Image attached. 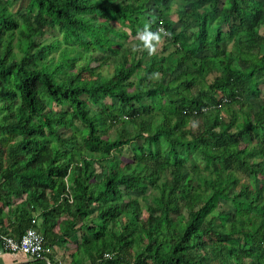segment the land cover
Instances as JSON below:
<instances>
[{
	"label": "trees",
	"instance_id": "trees-1",
	"mask_svg": "<svg viewBox=\"0 0 264 264\" xmlns=\"http://www.w3.org/2000/svg\"><path fill=\"white\" fill-rule=\"evenodd\" d=\"M148 1L0 0V232L37 210L76 264H264V0Z\"/></svg>",
	"mask_w": 264,
	"mask_h": 264
},
{
	"label": "crops",
	"instance_id": "crops-1",
	"mask_svg": "<svg viewBox=\"0 0 264 264\" xmlns=\"http://www.w3.org/2000/svg\"><path fill=\"white\" fill-rule=\"evenodd\" d=\"M0 197V225H4L5 229L10 230L14 226L16 220H18V211L16 210L15 205H18L19 199L15 197H11L8 205L4 204ZM33 219L35 226L37 229H41L43 227V218L40 214V211L35 210L33 212ZM2 222V223H1ZM49 251L47 253V257L52 261H57L58 259H62L63 256L69 255L70 252L74 249V243L69 239L65 241H58L53 246H48ZM0 264H44L41 260H34L26 256L21 252H7L1 249L0 247Z\"/></svg>",
	"mask_w": 264,
	"mask_h": 264
},
{
	"label": "built area",
	"instance_id": "built-area-1",
	"mask_svg": "<svg viewBox=\"0 0 264 264\" xmlns=\"http://www.w3.org/2000/svg\"><path fill=\"white\" fill-rule=\"evenodd\" d=\"M31 222L34 223V219ZM0 247L7 252H21L31 259L41 260L44 264H52V260L47 257L49 248L45 239L35 226H28L18 237L8 231L0 232ZM105 256L110 255L106 253ZM56 263L76 264L63 259H58Z\"/></svg>",
	"mask_w": 264,
	"mask_h": 264
},
{
	"label": "clouds",
	"instance_id": "clouds-1",
	"mask_svg": "<svg viewBox=\"0 0 264 264\" xmlns=\"http://www.w3.org/2000/svg\"><path fill=\"white\" fill-rule=\"evenodd\" d=\"M159 30H162L161 28H159ZM141 38L143 39L144 41V46L146 47H152V41L153 40H158L160 37H159V34L152 31L150 29V27L146 24L144 26V28L142 29V32H141ZM194 112L193 113H196L195 109L193 110Z\"/></svg>",
	"mask_w": 264,
	"mask_h": 264
},
{
	"label": "rangeland",
	"instance_id": "rangeland-1",
	"mask_svg": "<svg viewBox=\"0 0 264 264\" xmlns=\"http://www.w3.org/2000/svg\"><path fill=\"white\" fill-rule=\"evenodd\" d=\"M147 4H148V7H151V5H152V0H149ZM171 6L173 7V6H175V5L172 4ZM16 8H18V6L15 4V5L13 6V9H16ZM171 18H172V19H175V15L172 14V15H171ZM47 30H48V32L50 33L51 30H50V29H47ZM260 31H261V32H264V26L260 28ZM52 33H56V32H52ZM58 36H59L60 38H62V35L58 34ZM131 39L136 40L135 43H137V44H138L140 41L143 40V39L141 38V34H138V35H136V36H132ZM102 68L105 69V68H106L105 65H103ZM108 68H109V67H108ZM109 69L111 70V68H109ZM260 88H263V87L260 86ZM260 93L263 94L262 97L264 98V93H263L262 91H261ZM221 115H222L224 118H226V117H227V112H225L224 109H222ZM117 152H118L117 150H113V153H117ZM226 207H228V206L226 205Z\"/></svg>",
	"mask_w": 264,
	"mask_h": 264
}]
</instances>
